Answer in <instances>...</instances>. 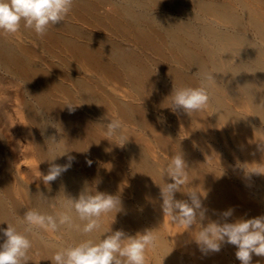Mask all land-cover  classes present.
Returning a JSON list of instances; mask_svg holds the SVG:
<instances>
[{
    "label": "bare ground",
    "instance_id": "1",
    "mask_svg": "<svg viewBox=\"0 0 264 264\" xmlns=\"http://www.w3.org/2000/svg\"><path fill=\"white\" fill-rule=\"evenodd\" d=\"M107 4L112 9L100 11ZM20 35L53 60L35 62L33 46L13 38ZM13 36L0 34V69L22 81L29 96L18 98L29 128L23 157L37 163L28 162L29 169L47 175L52 163L75 159L48 185L40 173L22 181L28 166L0 128V229L9 223L22 231L29 209L65 211L66 197L78 199L85 189L121 202V211L103 215L101 230L88 235L67 226L34 230L27 264H53L59 248L98 242L109 228L126 236L154 230L146 264H241L236 246L204 255L194 240L199 224L186 230L164 216L161 189L174 181L162 172L183 155L187 175L174 199L191 203L187 192H198L202 226L264 215V175L250 173L264 172V0H75L43 38L23 27ZM205 73L215 79L207 107L173 111V88L198 87ZM114 118L128 139L122 147L106 134ZM252 264L264 257L253 254Z\"/></svg>",
    "mask_w": 264,
    "mask_h": 264
},
{
    "label": "clouds",
    "instance_id": "2",
    "mask_svg": "<svg viewBox=\"0 0 264 264\" xmlns=\"http://www.w3.org/2000/svg\"><path fill=\"white\" fill-rule=\"evenodd\" d=\"M74 3L75 0H0V34L14 35L23 27L43 38L50 27L66 19ZM214 81L212 73H205L198 87L173 88L172 110L183 109L189 115L203 110L209 103L208 88ZM74 110L69 106L70 112ZM122 127V121L115 118L106 125V134L110 137L118 136L121 147L128 140L121 134ZM261 146L264 148V143ZM74 159L69 155L64 165L52 163L47 175L39 172L45 185L68 171ZM88 163L90 165L91 161ZM250 173L264 175L259 170ZM186 175L187 165L183 155H174L162 172L163 177L167 176L174 181L165 183L161 189L164 216L170 217L174 224L185 226L186 230L199 224L200 230L194 240L204 255L219 252L222 244H231L236 246L235 256L241 264H252L253 254L264 257V215L240 219L234 223L210 221L207 226H202L199 222L206 218V209L202 207L198 192H187L191 203L174 199V193L181 191ZM62 207L65 211L55 215L36 209L27 210L23 216L25 226L22 231L9 223L6 229H0L5 237L3 243H0V264H27L30 260L28 253L33 246L29 236L36 229L56 232L62 226H67L85 235L101 230V217L113 211H121V202L116 196L85 189L78 199L66 197ZM73 212L83 223L82 227L73 222ZM232 212L229 209L222 216L227 219L232 216ZM106 233L111 234L104 235ZM102 236L104 238L98 242L87 239L59 248L50 260L53 264H146V251L155 248L158 240L154 230L126 236L122 230L112 232L109 228Z\"/></svg>",
    "mask_w": 264,
    "mask_h": 264
},
{
    "label": "rangeland",
    "instance_id": "3",
    "mask_svg": "<svg viewBox=\"0 0 264 264\" xmlns=\"http://www.w3.org/2000/svg\"><path fill=\"white\" fill-rule=\"evenodd\" d=\"M111 9L112 7L110 6V4H107V5H104L103 8L101 7L100 11L105 12V11H110ZM90 29L94 31L95 30L99 31V29H96V28H90ZM102 32L106 33L105 31H102ZM13 38L14 39L16 38L15 40L18 42L20 41V43L22 44H31L33 46V52L31 53L30 56L33 60H35V62L39 63L40 65L45 64L49 60H53L51 59L52 57H50L48 53L43 50L42 47L36 46V44L33 43L34 41L30 40L28 37H24V36L22 37V35H20L18 37L13 36ZM126 43L134 47V45L130 43L129 41H126ZM27 96L28 95L23 90L22 81H20L17 78L12 77L6 71H3L0 69V128H2L3 130L2 134L3 135L6 134L4 138L5 139L7 138L6 139L8 140L7 143L9 144L10 147H12L13 149L12 151H14L15 156L18 159L17 161L19 162L22 161L21 162L22 165L20 164L21 166H23V164L24 165L26 164L25 166H28L27 171L25 169L26 172L24 170L21 172V175H22L21 179H23L22 181L26 180L25 178H27L28 180L30 176L32 178H35L37 177V175H39V170H35L31 168L29 169L28 162L32 161L30 162V164H33V163H35V165L37 164L36 161L34 162L33 156L29 154L26 157H23V155L25 154L24 151H27L25 148V146L27 145L26 143L27 140L25 137V133H26L25 130H28L29 128L26 125L24 113L21 110V105L18 103V98L20 99L22 97L29 98V96L28 97ZM19 107H20V110H19ZM27 172H29L30 175L27 174ZM28 183H30V186L32 185L31 182L28 181ZM32 183H34L33 187L38 186L39 184V183L37 184L36 180H34ZM22 207L23 209L26 210V206L23 205ZM24 213H26V211H24ZM14 216H16L15 213H14Z\"/></svg>",
    "mask_w": 264,
    "mask_h": 264
}]
</instances>
